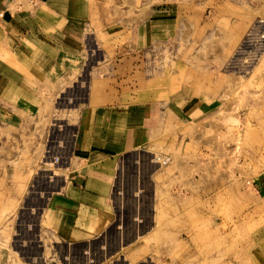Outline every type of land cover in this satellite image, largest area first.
<instances>
[{
    "label": "rangeland",
    "instance_id": "374dc122",
    "mask_svg": "<svg viewBox=\"0 0 264 264\" xmlns=\"http://www.w3.org/2000/svg\"><path fill=\"white\" fill-rule=\"evenodd\" d=\"M178 2L195 11L175 16L179 22L167 36L126 28L142 23L157 0L104 4L102 16L91 15L70 35L82 61L55 83L54 95H36L34 65L12 64L26 76L12 92L42 107L22 129L0 122L6 187L0 199L10 201L0 209V244L11 264H264V193L254 186L264 170V0ZM13 4L28 11L33 5ZM191 92L209 98L211 109L185 112L184 123L166 119L148 145L118 159L115 225L90 241H48L43 211L54 192L73 182L83 109L98 105L104 114L125 116L127 108L115 104L135 103L134 120L115 123L136 136L141 104ZM111 126L104 122L106 130ZM155 228L166 238L142 236Z\"/></svg>",
    "mask_w": 264,
    "mask_h": 264
},
{
    "label": "crops",
    "instance_id": "0c3cea01",
    "mask_svg": "<svg viewBox=\"0 0 264 264\" xmlns=\"http://www.w3.org/2000/svg\"><path fill=\"white\" fill-rule=\"evenodd\" d=\"M109 1L118 2V0H31L33 5L28 11L21 6L12 8L16 0H0V12H3V17L0 18V122L4 121L3 125L14 128L13 130H18V126L22 129L34 120L42 107V104L39 107L23 99L22 91L12 92V89H19L21 81L26 78L24 73L17 71L12 64L25 61L24 63L34 65L37 71L33 73L38 79L34 88L37 91L36 95L40 92L42 96L54 95L55 83L58 84L68 78L82 61L80 53L73 51L79 45H74L70 35L79 32L91 15L100 12L99 16H102L105 11L104 4ZM157 2L155 7L151 6L145 13L146 18L142 23L132 22L126 25L128 31L134 33L142 30L148 31L149 34L157 31L167 36L175 30L179 22L175 16L183 11H195L193 10L195 6L189 7L185 3H177V0ZM155 17H159V21H153ZM8 54L12 56L11 60L5 57ZM10 77L18 80L15 86L10 84ZM186 88L184 90L193 91L190 87ZM193 94L194 92H191V96H183L177 93L174 95L175 99H172L173 102L169 100L159 104L153 102L148 105L141 104L139 106L141 131L137 132L136 136L125 135L124 130L115 123L116 121L119 123L120 119L126 123L134 120V114L132 117L130 115L138 106L135 103L115 104L117 108H127L125 116L123 110L120 113L111 111L110 114H104L103 108L98 105H88L83 109L79 120L78 141L73 151L74 165L69 172L73 182L62 185L61 189L54 192L48 198L43 211L41 225L44 226L48 241L66 245L90 241L102 237L108 228L115 225L116 217L112 211L111 195L115 182L114 169L118 159L128 154L130 150L148 145L149 139L154 137L157 131L155 127H162L166 119L172 118L178 123H184L188 122L185 120L186 117H183L185 112L203 113L211 109L213 104L209 98L196 99ZM3 96L13 97L14 103L4 101ZM119 100L121 101V98ZM106 120L109 125L112 124L109 130L104 128ZM3 156L0 151V160ZM254 186L259 193H264V170ZM2 190H6V187L0 185V192ZM8 207L10 201L1 202L0 199V209ZM115 228L118 229V226ZM164 232L155 228L148 233L149 235L146 232L142 236L158 235L161 239L167 236ZM0 264H11L8 250L3 244H0Z\"/></svg>",
    "mask_w": 264,
    "mask_h": 264
},
{
    "label": "built area",
    "instance_id": "2783aa9c",
    "mask_svg": "<svg viewBox=\"0 0 264 264\" xmlns=\"http://www.w3.org/2000/svg\"><path fill=\"white\" fill-rule=\"evenodd\" d=\"M3 17V12H0V18H2Z\"/></svg>",
    "mask_w": 264,
    "mask_h": 264
}]
</instances>
